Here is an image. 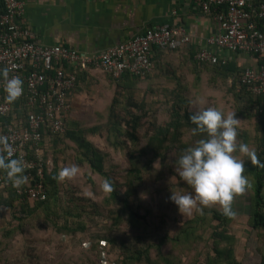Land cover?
<instances>
[{"label": "trees", "instance_id": "trees-1", "mask_svg": "<svg viewBox=\"0 0 264 264\" xmlns=\"http://www.w3.org/2000/svg\"><path fill=\"white\" fill-rule=\"evenodd\" d=\"M257 23L264 31V22ZM170 53L183 57L181 51ZM190 57L182 58L185 60L180 69L181 78L186 70L188 73L229 72L228 63H199ZM254 59L258 69L264 66V59L255 56ZM151 62L153 65V60ZM59 68L65 69L66 65ZM93 70L100 71L106 78L107 90L93 80L90 74ZM165 70L161 66L158 72L168 75ZM242 72L232 75L234 81L229 89L225 85H214L212 93L206 97L199 94L190 98L162 85L138 96L139 91L135 85L132 88L131 83L147 81L151 74L145 78L125 74L117 80L94 67L77 71L75 88L68 94L70 104L76 93L88 94L95 88L96 95L91 97L92 94L85 107H79L77 112L71 106L63 134L43 130L41 168L24 171L27 180L21 186L0 189V264H9V252L15 247L17 237L45 228L60 235L65 239L63 242L77 241L68 251L67 260L63 258L57 264H173L177 254H186L190 247H194V253L189 264H241L235 250L237 239L230 232L236 215L226 217L219 205L193 210L191 217L170 236L166 218L158 215L141 196L145 177L152 174L157 161L166 167V175L180 182L170 155L178 159L196 140L203 138L193 136L195 126L189 117L208 107L225 115L235 113V118L240 120L237 144L248 145L255 154V159L238 151L233 154L245 162L248 186L234 198L232 208L236 213L238 200L248 195L246 225L256 242V264H264V94L254 95L249 87L242 85ZM225 89L230 93H225ZM231 89L235 91L233 97ZM0 102H8L4 91H0ZM10 104L13 113L0 118V128H14L20 121L25 128L27 117L35 110L26 108L24 92ZM101 140L112 153L120 156L118 161L101 149ZM72 165L79 168L81 182L88 190L87 195L92 197L82 196L81 191L73 187L63 192L57 177L65 166ZM162 175L163 171L155 180H160ZM0 177L8 180L3 171ZM38 181L43 183L45 200L32 202L18 194ZM105 181L112 185V192L103 190ZM127 227L135 235L131 238L132 248L123 242ZM182 259L178 258V262Z\"/></svg>", "mask_w": 264, "mask_h": 264}, {"label": "built area", "instance_id": "built-area-1", "mask_svg": "<svg viewBox=\"0 0 264 264\" xmlns=\"http://www.w3.org/2000/svg\"><path fill=\"white\" fill-rule=\"evenodd\" d=\"M194 7L217 25L208 44L233 54L264 59V31L257 21L264 22V0H192ZM23 7L19 0H1L0 11V74L18 76L23 81L26 108L35 113L27 117L25 128L20 121L14 128H0V136L12 146L11 158L23 162L25 171L42 167L43 130L52 134L65 132V119L71 112L68 94L75 88L77 71L94 67L120 79L128 74L145 78L153 72L154 50L164 53H189L199 63L225 65L226 60L207 50H192L190 37L181 28L163 25L148 28L142 34L108 50L80 55L62 46L43 47L36 44L35 34L20 23ZM66 65V68H59ZM5 77L0 75V91ZM240 82L257 96L264 94V66L257 72L244 69ZM13 113L9 102H0V118ZM30 176V174H28ZM41 177V174L39 173ZM13 186L0 177V189ZM28 201L46 199L42 182L18 191Z\"/></svg>", "mask_w": 264, "mask_h": 264}, {"label": "crops", "instance_id": "crops-1", "mask_svg": "<svg viewBox=\"0 0 264 264\" xmlns=\"http://www.w3.org/2000/svg\"><path fill=\"white\" fill-rule=\"evenodd\" d=\"M19 1L23 7L20 23L35 34L36 44L39 46H62L80 55L99 54L142 34L148 28L169 25L185 31L191 39L193 51L207 50L228 63L229 72L226 74L210 70L188 73L186 70L185 76L181 78L180 69L185 60L182 58H189L190 54L181 51L183 57H179L177 53L168 54L155 49L150 79L142 83H131V87L135 85V89L139 91L138 96L142 93L145 95L148 89L162 85L170 91L179 92L182 97L195 98L199 94L206 97L212 93L214 85H225L229 89L234 81V73L247 68L258 71V63L254 57L233 54L208 44V40L217 32V25L211 18L202 15L194 7L192 0ZM161 66L165 67L168 75H160L158 71ZM174 73L176 76H173ZM90 74L101 89L109 88L100 71L93 70ZM227 89L224 92L230 93ZM96 92L93 88L88 94L82 92L72 95L74 111L77 112L81 106L85 107L86 104L83 103H87V99ZM232 92L235 91L231 89V97L234 96Z\"/></svg>", "mask_w": 264, "mask_h": 264}, {"label": "clouds", "instance_id": "clouds-1", "mask_svg": "<svg viewBox=\"0 0 264 264\" xmlns=\"http://www.w3.org/2000/svg\"><path fill=\"white\" fill-rule=\"evenodd\" d=\"M3 90L9 103L16 101L23 92V81L18 76L7 78L4 71ZM190 122L195 126L193 136L202 135L195 144L187 148L177 159L173 158L175 173L180 181L191 188V192H172L170 201L178 208L179 213L191 215L193 210L219 205L226 217L236 215L232 208V201L243 193L248 186L245 175V162L237 158L234 153L248 155L255 159L248 145L237 144L238 125L240 120L235 113L225 115L220 110L208 107L190 115ZM12 146L4 136H0V171L14 187L24 184L27 177L24 175V165L19 159L11 158ZM159 161L154 168H160ZM79 172L76 165L62 169L58 174L59 180L71 179ZM105 192H112V185L105 181L102 185Z\"/></svg>", "mask_w": 264, "mask_h": 264}, {"label": "rangeland", "instance_id": "rangeland-1", "mask_svg": "<svg viewBox=\"0 0 264 264\" xmlns=\"http://www.w3.org/2000/svg\"><path fill=\"white\" fill-rule=\"evenodd\" d=\"M96 95V94H93ZM210 97V96H209ZM208 97V99H209ZM89 100V99H87ZM208 104H211L210 100H207ZM87 104V103H83ZM82 105V104H81ZM101 140V149L104 152H109L112 157L118 161L120 156L112 153L108 148L106 142ZM124 166L126 162L123 160ZM161 165V164H160ZM49 166H52L51 160H49ZM66 168V166L64 167ZM63 168V169H64ZM163 171V175L160 180H155V178ZM81 172L79 171L71 179L60 180L62 183L63 192L70 189V187L76 188L81 191V195L85 197H92L90 194L87 195V188L83 186L81 182L83 178ZM122 178V176H120ZM122 180V179H121ZM176 179L166 175V167L162 166L154 168L151 175L145 177L144 188L141 192V196L144 198L147 204L154 208L158 215H162L166 218L170 225V236L174 234L177 227L181 225L182 222L187 220L191 215H181L178 208L169 199L172 192L190 193L192 190L184 182H175ZM125 192V189L123 190ZM89 193V192H88ZM93 200H98V198H92ZM249 211L248 195H243L236 204V218L231 226L230 232L236 237L235 250L238 259L241 264H256L257 254H256V242L254 236L246 225V217ZM244 218V219H243ZM99 228H97L98 230ZM94 231V230H93ZM124 240L125 245L128 248L134 247L132 241V236H135L133 232L131 233L130 228L127 227L125 230ZM65 239H61L60 235L56 234L51 229L48 228L41 229L32 234H25L23 236L17 237L15 247L9 252V264H57L63 258L67 260L66 255L70 251L77 241L69 239L67 242H63ZM8 253V250L4 253ZM175 253V252H174ZM194 247L189 248V252L186 254H177V259L173 261V264H189V261H193ZM206 251L203 257H205ZM181 262H178V258H182Z\"/></svg>", "mask_w": 264, "mask_h": 264}]
</instances>
